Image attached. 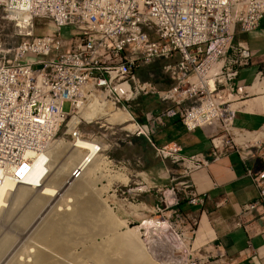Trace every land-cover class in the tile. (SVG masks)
Listing matches in <instances>:
<instances>
[{
  "label": "built area",
  "instance_id": "built-area-1",
  "mask_svg": "<svg viewBox=\"0 0 264 264\" xmlns=\"http://www.w3.org/2000/svg\"><path fill=\"white\" fill-rule=\"evenodd\" d=\"M20 17L27 20L19 22ZM262 20L264 0H0V188L5 181L23 180L30 153L45 151L60 138L61 127V139L96 144L68 173L67 180L79 179L103 152L101 138L80 131L92 120L77 118L92 102L129 113L135 133L147 138L151 124L167 118L179 119L188 131L205 128L216 159L221 147L233 143L228 135L244 132L233 125L226 95L253 55L239 35L258 29ZM35 21H43L46 32L34 35ZM7 24L14 27L10 34ZM64 28L68 37L62 36ZM17 37L21 40L11 42ZM158 59L172 60L161 66L169 86H158L153 72L146 73L148 79L139 72ZM142 96H156L163 104L145 114V124L131 112ZM218 130L224 133L218 136ZM155 149L161 158L182 162L187 173L208 163L202 154L182 157L165 146ZM259 152H264L260 141L251 153ZM246 173L260 186L259 198L243 207L252 212L264 208V167ZM201 201L191 190L189 203ZM202 258L197 264H215L210 254Z\"/></svg>",
  "mask_w": 264,
  "mask_h": 264
},
{
  "label": "rangeland",
  "instance_id": "rangeland-1",
  "mask_svg": "<svg viewBox=\"0 0 264 264\" xmlns=\"http://www.w3.org/2000/svg\"><path fill=\"white\" fill-rule=\"evenodd\" d=\"M46 29L47 25L43 21H35L32 33L34 35H40L46 32ZM13 30L14 27L12 26V24H7L5 26L6 33L10 34L11 32H13ZM62 36H69L68 28H64L62 30ZM20 40L21 37H17L14 38L11 42H17ZM170 61L172 60L158 59L155 62L146 65L143 68V75L145 74L143 78L148 79L146 73L150 71L154 73V82L158 86H169L170 79L163 77V75L161 74V66L164 63ZM154 98V101L151 104L148 103L147 105L159 110L161 106H163V104H161L157 100L156 96H154ZM139 103H141V101ZM110 106L111 107H109V110L108 107H106L108 112L117 111L116 106ZM148 106L146 108H149ZM140 108L144 109L145 105H141ZM64 109H67V105L64 106ZM126 125L127 123H120L119 121L110 123L106 120V117H103L101 119H93L90 124H82V126L80 127V131L84 136H98L99 138H101V141L103 143V152L101 153L103 158H101V155L99 158V163H101L99 164V167L101 169L98 167V170H95V172L97 173L93 174V178L95 177V179H93V190L94 193L96 192L97 194H94V197H97L98 199L97 204L100 205L99 208L104 207L107 211H109L110 214H112L114 217L116 216L115 219L117 220V225L114 224L107 227V224L105 225L104 221H102L103 219H99V221L97 222L98 226H92L90 228L92 221H88L89 224L87 223V226H89L88 229L90 233H86V231L88 230L86 229L85 233L82 232V234H87L86 236L79 235L78 241L80 238V243L76 242L72 244V246L74 247H70V251H73L71 255L77 262L79 260V263L81 262L82 264H103L104 261L106 262V264H197L198 261H202L203 263V261L205 260L204 258H201V256L205 255L206 252L203 253V251L201 253L191 248V234L194 230L195 225L192 223L191 218L188 216L189 205L192 204L189 203L191 188L187 184L186 168L183 167V165L181 164L182 162L176 161L175 164L179 165L181 170V173L179 172L180 174L178 175V170L175 169L177 166L175 167V164L171 163V161L174 160L170 156L161 158L159 155H157L156 149L151 150V148H149L146 143H144L143 140L139 138L140 136H137L138 138H136L137 134L135 133V128L133 130H129L125 127ZM63 130L64 127H61L58 133V136L60 138L56 139L55 141L61 139ZM223 133L224 131L218 130L217 135L219 136ZM242 135H245V132H237L236 130L228 135L229 139H231L241 151V147H244L243 142H245L239 139ZM216 139L220 138L217 137L215 138V140ZM61 141L70 143V139L66 136H64ZM46 165H48V163ZM145 172H147V175H145ZM158 173L161 175V177H157ZM115 174H119L121 176L124 175L129 179L127 178V182H123L120 177L114 176ZM153 175L155 177L154 179H152ZM58 190L59 192L55 193L57 195L54 194L52 196H49L51 198L48 197L52 202L47 199L46 202L48 204H46L45 202L46 206L45 204H43L44 207L43 205L41 206L42 208L39 207L40 209H42V212L39 209L37 210V212H35L33 216L35 220H33L32 223L31 220H29L31 225L29 222H26V224L29 223V226L32 230L33 227H35L37 223L41 221V218H46L45 213L49 215L50 210L53 209L52 211H54L56 209L55 207L58 208V206L60 207L61 203L63 205V203L65 202V198L62 199L64 195H62L64 189ZM30 197L32 198V196ZM30 197H27L19 205H16V208H12V211H10L7 215H5V213H8L9 206H2L4 208V211L3 208L2 210L0 208V210L2 211H0V239L4 236L5 233L8 234V231L9 234L13 233V235H15H11L12 237H15L14 239L12 238V240L16 239L13 242L10 241V243H12L10 245L8 244V248H5L6 252H4V256H7V258L2 255L3 253H0V264H7L8 260L12 259V256L10 255H14L15 252L17 254L18 252L19 254H21L22 251L24 253L25 250L30 251V249H32L34 245H39L40 247L45 246L43 245V243H39L40 241L38 242L35 237V239L33 237H29L31 236L29 235V233H33V231L29 228L28 224L26 225L27 231L26 229H24L25 225L22 226L24 232L16 230H22L21 227L16 228V221L19 217L18 215H20L27 207L26 205H28L29 201L31 200ZM57 200L59 203L57 202ZM53 204L58 206L54 205L55 207H53ZM18 207H21V211ZM38 211H40V214L38 213ZM36 213H38V215H36ZM41 213H43V215ZM37 218L39 219V221ZM152 219H157L164 222L167 221V225H165L164 223L159 227L155 226L152 223H147V220ZM35 221L38 222L36 223ZM13 223L15 224V226ZM33 223H35V225ZM92 225L94 224L92 223ZM104 226L107 228H103ZM93 227L94 229L95 227L98 228H96L97 230L95 229V231L92 229ZM110 228L114 229L111 230ZM90 229L93 230V232L90 231ZM108 229L110 230L108 231ZM19 232H22L23 234ZM127 232H129L128 235ZM124 235H127V238ZM86 238L87 241H85ZM108 240H112L113 242H110ZM81 241L83 243H81ZM93 242L94 244L96 242L102 244L103 246L101 245V247H105L108 244L115 245V250L111 252L112 254L108 253V255L110 254L113 259L106 253H104L106 256L103 254L104 257H106L103 262L98 260L100 262L97 263L98 261L95 258L94 260L89 259L93 255H88V257L86 256V247H93ZM100 244H98V246ZM95 245L94 247H97V245ZM44 248H46L48 252L50 251V248H47L46 246ZM82 248L84 251L86 250L84 253L82 252L84 254L83 256H81L80 252L83 251ZM50 253L54 256L56 252L52 250L50 251ZM78 253H80V257L75 256H78ZM16 256L14 255V257ZM56 256L62 258V256H59V254L57 253L54 257ZM85 256V259L87 261L84 259ZM107 257H109V260H107ZM4 258L6 259L5 261ZM110 258L112 259V262L110 261ZM130 258L132 260H130ZM219 258L221 257L218 255L213 256L210 258V261H214Z\"/></svg>",
  "mask_w": 264,
  "mask_h": 264
},
{
  "label": "crops",
  "instance_id": "crops-1",
  "mask_svg": "<svg viewBox=\"0 0 264 264\" xmlns=\"http://www.w3.org/2000/svg\"><path fill=\"white\" fill-rule=\"evenodd\" d=\"M239 38L247 42L253 55L247 65L240 67L235 89L227 93L226 99L234 112V127L245 132L239 138L245 141L242 151L231 143L221 147L219 156L212 159L209 132L205 128L188 131L177 118L151 124L153 133L149 138L141 134L136 138L140 136L151 150L165 146L182 157L202 154L208 158L207 165L194 168L186 175L188 186L202 197L200 204L189 205L188 216L196 220L190 240L193 250L204 251L212 257L217 256V246L225 257L214 260L215 264H264V208L243 211L244 205L256 201L260 194V186L247 175L246 169L264 167V152L251 153L256 142L264 143V92L255 84L258 78L259 81L264 78L259 75V72L264 74V20L258 29L240 34ZM143 68L139 70L142 77ZM154 99L142 96L132 103L131 112L137 123H147L145 114L158 111L147 105ZM141 105L145 108H140ZM175 167L179 175L180 167L177 164ZM157 177L161 175L158 173Z\"/></svg>",
  "mask_w": 264,
  "mask_h": 264
},
{
  "label": "bare ground",
  "instance_id": "bare-ground-1",
  "mask_svg": "<svg viewBox=\"0 0 264 264\" xmlns=\"http://www.w3.org/2000/svg\"><path fill=\"white\" fill-rule=\"evenodd\" d=\"M26 20H27L26 17H20L19 22L26 21ZM255 84L257 87H259L261 89V91L264 92V78H262V80H260V81L258 78ZM106 105H108L107 107L109 110V107H111L109 104L99 106L97 104V102H92L91 105H89L87 108L83 109L80 112V114H79V116H77V118L82 117L86 120H93V119H101L103 117H106V120L109 121L110 123L119 121L120 123H125V124L127 123V125L125 127L128 128L129 130H133L135 128V125L131 124L130 119H129V114L127 112H125L121 109H118V108H116L117 111H115V112L114 111L108 112L107 108L105 107ZM215 141H216V143H220L222 140L220 138V139H216ZM95 145L96 144L94 142H91L88 140H79L76 144L64 142L61 140L54 141L48 145V147L46 148L45 151L43 150L38 154L30 153L29 156L32 159L31 163L29 164L30 169H29L28 173L26 174V176L24 177L23 180L19 181L18 183H14L11 181H5L4 184L1 186V188H0V208L2 210V208H3L2 206H6V207L9 206L8 213H5V215L9 214V212L12 211L11 210L12 208L13 209L16 208L17 207L16 205H19L27 197L32 196V198L30 197L31 200L29 201V203L27 202L28 205H26L27 203L25 204L27 207L23 210L22 213L20 212L21 207H18L20 209L19 212L21 214L18 215L19 217L16 221V224H17L16 228L17 227L22 228V230L15 228L18 231H23L24 229H26V231H27L26 225L28 224V226H29V223H30L29 220H31V223L33 220H35V218L33 217L35 212H37L38 209L41 211L42 210V209H40V208H42L41 206L43 204H45L47 199L50 201L49 198H51V197H49V196H52L56 192H59L58 189H64L63 190L64 192L62 193V195L63 194L64 195H63V197L61 195V197H62V199L65 198V202L63 203V205L61 203L62 206L60 205V207H59L58 205L53 204V207L58 206V208L55 207L56 209L54 208L55 209L54 211H52L53 209L50 210V213L48 212L49 215L45 213L46 218H44V219L41 218L40 219L41 221H39V219L37 218L39 221V222L38 221L37 222L39 224L35 221L37 223V225L35 227H33V230L29 226V228L33 231V233L31 232L33 235L31 233H29V235H31V236H29L30 238L35 237L36 240H38V242L40 241L39 243H43V245H45L47 248H50V251L54 250V252L59 254V256L61 255L62 258L58 257V256L54 257L56 255V253L55 254L53 253L54 254V256H53L51 254L52 252L50 253V251L48 252L46 250V248H44L45 246L40 247L39 245H34V247L32 249H30V251L28 249H27L28 251H26L24 249L25 253L22 251V253H21L22 255L19 254L18 251H17L18 254L16 252L15 253L13 252L14 255L15 256L17 255V256L14 257L13 254L10 255V256H12V259L9 257L11 260H8L7 264H82L81 262L79 263V260L77 262L74 259V257L71 255L73 251L72 252L70 251V247L72 246V244H74L76 242L80 243V238L78 241L79 235L80 236H84V235L86 236L87 235V234H82V232L85 233V230L88 229V227H89V226H87L89 224L88 221H92V223L94 224V225H92V223H91L90 228L92 226H98L97 222L99 221V219L100 220L103 219L102 221H104L105 225L107 224L106 225L107 227H109V225L110 226L114 225V224L117 225V220L115 219L116 216L114 217L104 207L99 208L100 205L97 204L98 199H97V197H94V194L95 195H97V194H96V192L94 193V190H93L94 189L93 188V181H94L93 179H95V177L93 178V174L97 173V172H95V170L96 169L98 170L99 164H101V163H99L100 155L94 157L92 161H90L88 164L85 165L84 172L79 179H75L73 181L67 180L68 173L70 172L72 167L77 165L78 163L82 162L83 158L85 157V154L88 151V149L93 150ZM101 158H103L102 154H101ZM100 162H102V161H100ZM47 163H48V165H46ZM47 166H48V168H47ZM45 171H47V174ZM114 176L120 177V179L123 182H127L126 180L129 179L128 177H127L128 178L127 179L124 175L121 176L119 174H115ZM65 178H66V181H65ZM63 187H65V188H63ZM55 195H57V194H55ZM64 196H66V197L68 196L69 198L67 197L68 198L67 199ZM50 202H52V201H50ZM57 202H58V200H57ZM46 204H48V203L46 202ZM46 204H45V206H46ZM43 207H44V205H43ZM6 209H8V208H6ZM3 211H4V208H3ZM40 211H38L39 214H40ZM43 212H44V210H43ZM38 213H36V215H38ZM41 214L43 215V213H41ZM26 222H29V223L26 224ZM118 222H120V221H118ZM166 222L167 221L164 222V221H160L157 219L147 220V223H149V224L152 223L155 226H159V227L162 226L164 223H165V225H167ZM31 223H30V225H31ZM33 224L35 225V223H33ZM14 226H15V224H14ZM22 226H24V229ZM12 227H13V225H12ZM107 227L104 226L103 228H107ZM96 228H98V227H95V229ZM92 229L95 230L94 227ZM110 229H108V231ZM113 229H111V230H113ZM93 230L90 229V231H92V232H93ZM87 232H89V229L86 231V233ZM19 233H22V232H19ZM128 233L129 232H127V235H128ZM11 235L15 236V235H13V233L9 234V231H8V234L5 233L4 236L0 239V253H3L2 254L3 256L5 254L4 252H6L5 248L6 247L8 248V244L10 245L13 241L16 240V239L12 240V238L14 239L15 237H12ZM29 237H27V238H29ZM83 238H82V240H83ZM121 240H122V238H121ZM10 241H12V242L10 243ZM85 241H87V238ZM108 241H110V240H108ZM110 242H113V241L111 240ZM81 243H83V242L81 241ZM93 244H94V242H93ZM93 244H92L93 247H89V248L86 247L87 248L86 256L88 257V255L89 256L93 255L89 259L94 260V258H95L97 261L100 260L103 262V260H105V258H106V257H104V255H105L104 253H106L107 255H108V253L112 254L111 252L113 250H115L114 249L115 245H113V244H111V245L106 244L107 246H105V247H101L102 244H100V243L96 244L97 247H94L95 244L94 245ZM98 244H100V245L98 246ZM82 245H84V244H82ZM32 246H33V244H32ZM89 246H91V245H89ZM73 247L74 246H72L71 248H73ZM20 249H19V251H20ZM82 250H83V248H82ZM85 251L84 250L80 251L81 256L84 255L83 253ZM23 253H24V255H23ZM78 254H79L78 256L77 255H75V256L80 257V253H78ZM2 255H1V257H2ZM86 256L84 257V259L86 258ZM110 257L112 258L111 255H110ZM5 258H7V256ZM5 258H4V261L6 260ZM108 258L109 257H107V260H109ZM111 258H110V261L113 259V258L112 259ZM130 260H132V259L130 258ZM100 261H98L97 263H99ZM109 262H107V263H109ZM104 263L106 264L105 261L103 262V264Z\"/></svg>",
  "mask_w": 264,
  "mask_h": 264
}]
</instances>
